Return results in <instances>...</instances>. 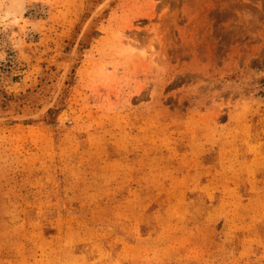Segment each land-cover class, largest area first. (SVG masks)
I'll return each mask as SVG.
<instances>
[{"label": "rangeland", "instance_id": "1", "mask_svg": "<svg viewBox=\"0 0 264 264\" xmlns=\"http://www.w3.org/2000/svg\"><path fill=\"white\" fill-rule=\"evenodd\" d=\"M9 1L0 264H264V0Z\"/></svg>", "mask_w": 264, "mask_h": 264}, {"label": "bare ground", "instance_id": "2", "mask_svg": "<svg viewBox=\"0 0 264 264\" xmlns=\"http://www.w3.org/2000/svg\"><path fill=\"white\" fill-rule=\"evenodd\" d=\"M5 12L6 17H16L12 20L16 25V23H18L17 21H19L25 13V0H10L6 6Z\"/></svg>", "mask_w": 264, "mask_h": 264}]
</instances>
